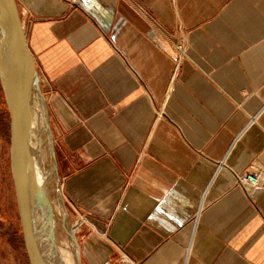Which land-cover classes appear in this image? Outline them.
<instances>
[{"label": "crops", "instance_id": "1", "mask_svg": "<svg viewBox=\"0 0 264 264\" xmlns=\"http://www.w3.org/2000/svg\"><path fill=\"white\" fill-rule=\"evenodd\" d=\"M19 2L79 263L264 264V0Z\"/></svg>", "mask_w": 264, "mask_h": 264}, {"label": "water", "instance_id": "2", "mask_svg": "<svg viewBox=\"0 0 264 264\" xmlns=\"http://www.w3.org/2000/svg\"><path fill=\"white\" fill-rule=\"evenodd\" d=\"M27 36L19 0H0V80L10 116V169L23 242L29 264H64L49 183L39 177L41 154L29 116L38 92L50 133L47 99Z\"/></svg>", "mask_w": 264, "mask_h": 264}, {"label": "rangeland", "instance_id": "3", "mask_svg": "<svg viewBox=\"0 0 264 264\" xmlns=\"http://www.w3.org/2000/svg\"><path fill=\"white\" fill-rule=\"evenodd\" d=\"M47 103V102H46ZM46 108L47 105H46ZM48 113V109H47ZM48 116V122L49 120ZM50 124V122H49ZM51 127V126H50ZM44 147L43 153L45 156L53 152L54 157L49 160L45 166V171L50 173V194L53 202L56 206V217L58 220V237L63 243V248L66 247V243H70L71 236L70 230L64 226L60 210V198L63 203L64 211L66 213V223L68 226H72L77 243L79 233L84 230L86 225H82L79 229H75L73 226L74 221L78 215L72 212L71 207L65 201L63 192L58 195L61 183L58 176V155H57V143L54 138L52 129L50 133L47 131L43 134ZM55 159V160H54ZM53 163L55 170L51 168ZM57 164V165H56ZM57 195V196H56ZM55 197V198H53ZM59 197V198H58ZM65 227V228H64ZM78 250V249H77ZM121 263V262H120ZM0 264H29L28 255L23 242V236L20 226L19 212L17 207V200L15 194L14 182L10 169V116L8 106L5 101V96L0 80ZM119 264V263H118Z\"/></svg>", "mask_w": 264, "mask_h": 264}, {"label": "bare ground", "instance_id": "4", "mask_svg": "<svg viewBox=\"0 0 264 264\" xmlns=\"http://www.w3.org/2000/svg\"><path fill=\"white\" fill-rule=\"evenodd\" d=\"M41 103H42V99L41 96L39 95L38 92H36L34 94V96L31 99V105L29 106V116L31 118L32 121V125H33V129H32V133L33 136L35 138V140L37 141V146L39 148V153L41 154V170L39 169V177H40V181L44 184V183H49L50 182V173L48 171H45V166L47 165L49 160V155H51V160L53 158V152L50 153L48 151V155L45 156L43 153V147H44V139H43V134L45 131H47L48 126H47V117H46V113L43 109H41ZM51 162V161H50ZM51 168H53V170H55L53 163H51ZM61 193H62V189L61 187L59 188L58 191V195H60L61 197ZM57 196V195H56ZM55 198V197H53ZM59 198V197H58ZM53 200V199H52ZM60 210H61V216H62V221L64 223V226L70 230V236L71 241L70 243H66V247H60L59 251L62 257V260L64 262V264H80L79 263V259L77 256V252H78V245L76 243L75 240V235L73 232V228L72 226H68L66 221V213L64 211V207H63V203L61 202V198H60ZM53 206H54V210H55V218L57 219V213H56V206L55 203L53 202ZM64 227V228H65Z\"/></svg>", "mask_w": 264, "mask_h": 264}, {"label": "built area", "instance_id": "5", "mask_svg": "<svg viewBox=\"0 0 264 264\" xmlns=\"http://www.w3.org/2000/svg\"><path fill=\"white\" fill-rule=\"evenodd\" d=\"M263 178H264V171L257 166H251L249 170L244 174H237V182L244 188H246L247 186H253V187L258 186ZM63 196L65 201L71 207L72 212L78 215L77 219L74 221L73 224L75 229H79L84 224L87 226L89 224L87 213L84 212L78 205L73 203L68 196L64 194ZM199 215H200V210L197 212V214L193 219L195 222L197 221ZM105 264H111V263L109 261H106ZM119 264H123V263H119Z\"/></svg>", "mask_w": 264, "mask_h": 264}]
</instances>
